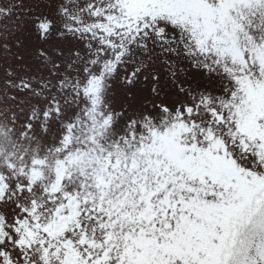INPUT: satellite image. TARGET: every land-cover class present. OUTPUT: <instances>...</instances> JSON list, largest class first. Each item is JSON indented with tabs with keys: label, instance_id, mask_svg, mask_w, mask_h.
Segmentation results:
<instances>
[{
	"label": "snow or ice",
	"instance_id": "obj_1",
	"mask_svg": "<svg viewBox=\"0 0 264 264\" xmlns=\"http://www.w3.org/2000/svg\"><path fill=\"white\" fill-rule=\"evenodd\" d=\"M0 264H264V0H0Z\"/></svg>",
	"mask_w": 264,
	"mask_h": 264
},
{
	"label": "rangeland",
	"instance_id": "obj_2",
	"mask_svg": "<svg viewBox=\"0 0 264 264\" xmlns=\"http://www.w3.org/2000/svg\"><path fill=\"white\" fill-rule=\"evenodd\" d=\"M114 87H116V86H114Z\"/></svg>",
	"mask_w": 264,
	"mask_h": 264
}]
</instances>
